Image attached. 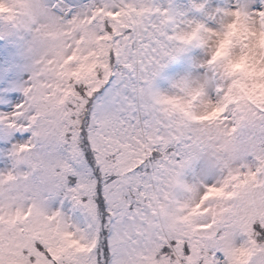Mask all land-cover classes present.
<instances>
[{
  "label": "snow or ice",
  "instance_id": "1",
  "mask_svg": "<svg viewBox=\"0 0 264 264\" xmlns=\"http://www.w3.org/2000/svg\"><path fill=\"white\" fill-rule=\"evenodd\" d=\"M0 264H264V0H0Z\"/></svg>",
  "mask_w": 264,
  "mask_h": 264
}]
</instances>
